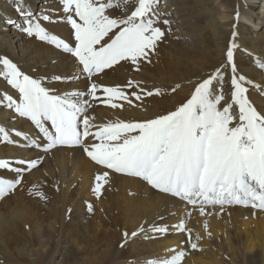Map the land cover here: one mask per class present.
<instances>
[{
  "label": "snow or ice",
  "instance_id": "1",
  "mask_svg": "<svg viewBox=\"0 0 264 264\" xmlns=\"http://www.w3.org/2000/svg\"><path fill=\"white\" fill-rule=\"evenodd\" d=\"M9 3L23 24L11 18L6 23L30 43L28 55L21 51L13 58L0 53V80L5 85L0 90V109L16 121L28 122L31 133L0 126V140L35 155L0 158V201L20 190L27 176L41 168L44 159L54 157L56 150L72 149L96 166L92 192L98 199L111 179L120 175L190 206L188 217L193 211L205 216L206 209L222 212L234 205L252 209L253 215L257 210L264 212V108L258 110L250 99V88L264 93V82L257 84L242 74L238 33L233 32L223 61L198 78L189 98L173 110L151 118L96 124L93 110L100 105L147 112V98H163L181 87L151 88L134 77L123 84L101 82L112 73H139L144 65H152L159 46L172 32V22L165 18L171 13L160 11L161 0H57L59 9L51 10L56 13L54 19L49 12L35 15L26 0ZM54 24L67 27L68 36L54 33ZM32 44L53 55L35 58ZM246 54L251 58L252 53ZM62 57L71 60L72 72H50ZM255 62L264 74V60ZM81 78L84 89L62 90ZM226 79L231 103L222 106ZM233 105L238 109L235 115ZM29 195L48 199L35 187ZM87 210L93 212V205L88 204ZM160 220L144 222L130 234L123 232L120 248L126 250L137 238L148 241L171 232L186 234L182 243L188 250L173 249L170 258L149 259L144 264H182L191 251L202 250L203 237H193L185 220L173 225L163 216Z\"/></svg>",
  "mask_w": 264,
  "mask_h": 264
},
{
  "label": "bare ground",
  "instance_id": "2",
  "mask_svg": "<svg viewBox=\"0 0 264 264\" xmlns=\"http://www.w3.org/2000/svg\"><path fill=\"white\" fill-rule=\"evenodd\" d=\"M161 1L160 11L171 13L165 18L171 20L172 32L159 46L154 63L144 65L139 73H112L101 82L123 84L134 77L151 88L170 89L175 84L181 87L163 98H147V112L135 107L113 110L100 105L93 110L96 124L116 119L140 120L173 110L189 98L198 78L223 61L233 32L238 33L237 60L242 74L257 84L264 82V74L255 62L257 58L264 60V6H257V0ZM26 6L37 16L49 12L54 19L56 13L51 10L59 9L57 0H26ZM9 18L23 24L9 0H0V53L13 58L21 51L28 55L30 42L6 23ZM51 28L54 33L68 36V29L62 24ZM244 50L252 53L251 58ZM31 54L39 59L53 55L35 44L31 45ZM48 70L71 73L72 62L62 57ZM4 88L0 80V90ZM72 88L84 89L83 78L71 86H62V90ZM225 94L222 106L231 103L227 79ZM250 99L258 110L264 108V93L250 88ZM237 111L233 105V114ZM0 126L31 133L28 122L16 121L3 109ZM34 155L35 152L0 140V158ZM95 174L96 166L79 150H56L54 157L44 159L43 166L27 176L20 190L0 201V264H144L149 259L170 258L173 249L188 250V245L182 243L186 234L171 232L148 241L137 238L126 250L120 248L123 232L130 234L144 222L161 223V216L169 225L183 219L193 237H203L199 242L202 250L191 251L182 264H264V212L257 210L253 215L252 209L234 205L226 206L222 212L218 208L206 209L205 216L193 211L188 217L186 210L190 206L186 208L183 202L166 198L138 179L120 175L111 179L98 199L92 192ZM33 187L46 193L48 199L29 195ZM88 204L93 205L91 213Z\"/></svg>",
  "mask_w": 264,
  "mask_h": 264
},
{
  "label": "rangeland",
  "instance_id": "3",
  "mask_svg": "<svg viewBox=\"0 0 264 264\" xmlns=\"http://www.w3.org/2000/svg\"><path fill=\"white\" fill-rule=\"evenodd\" d=\"M252 1H256V0H252ZM258 1V0H257ZM162 4V1H161V3H160V5ZM259 5V7L260 6H264V2L262 1V0H259V3L257 4V6ZM224 96H227L226 94L224 95ZM225 98H227V97H225Z\"/></svg>",
  "mask_w": 264,
  "mask_h": 264
}]
</instances>
